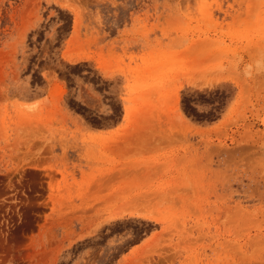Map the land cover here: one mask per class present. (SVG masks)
<instances>
[{
  "label": "rangeland",
  "instance_id": "obj_1",
  "mask_svg": "<svg viewBox=\"0 0 264 264\" xmlns=\"http://www.w3.org/2000/svg\"><path fill=\"white\" fill-rule=\"evenodd\" d=\"M0 264H264V0H0Z\"/></svg>",
  "mask_w": 264,
  "mask_h": 264
},
{
  "label": "bare ground",
  "instance_id": "obj_2",
  "mask_svg": "<svg viewBox=\"0 0 264 264\" xmlns=\"http://www.w3.org/2000/svg\"><path fill=\"white\" fill-rule=\"evenodd\" d=\"M178 116L179 119H181L184 123L189 124L188 123L189 120L181 112L178 113Z\"/></svg>",
  "mask_w": 264,
  "mask_h": 264
}]
</instances>
